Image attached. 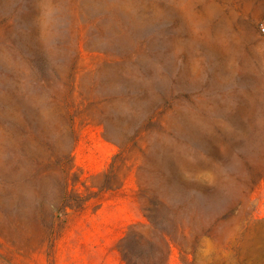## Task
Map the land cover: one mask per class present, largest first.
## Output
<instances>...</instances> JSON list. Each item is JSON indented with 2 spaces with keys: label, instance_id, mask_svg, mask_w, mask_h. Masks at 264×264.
Returning a JSON list of instances; mask_svg holds the SVG:
<instances>
[{
  "label": "rangeland",
  "instance_id": "1",
  "mask_svg": "<svg viewBox=\"0 0 264 264\" xmlns=\"http://www.w3.org/2000/svg\"><path fill=\"white\" fill-rule=\"evenodd\" d=\"M0 264H264V0H0Z\"/></svg>",
  "mask_w": 264,
  "mask_h": 264
}]
</instances>
